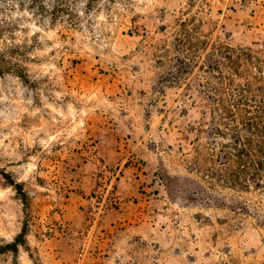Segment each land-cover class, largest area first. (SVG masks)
Listing matches in <instances>:
<instances>
[{
    "label": "rangeland",
    "instance_id": "1",
    "mask_svg": "<svg viewBox=\"0 0 264 264\" xmlns=\"http://www.w3.org/2000/svg\"><path fill=\"white\" fill-rule=\"evenodd\" d=\"M244 83L264 0H0V264H264L215 155Z\"/></svg>",
    "mask_w": 264,
    "mask_h": 264
},
{
    "label": "trees",
    "instance_id": "2",
    "mask_svg": "<svg viewBox=\"0 0 264 264\" xmlns=\"http://www.w3.org/2000/svg\"><path fill=\"white\" fill-rule=\"evenodd\" d=\"M225 57L231 64L236 61L231 52ZM232 89L238 97L231 107H224L230 117H218L219 125L230 132V139L215 154L222 163L220 177L245 187L247 181L243 177L256 178L261 186L264 183V89L257 86L259 98L255 94L247 96L251 92L250 83L235 84ZM219 125L214 126L215 132L224 137L227 133Z\"/></svg>",
    "mask_w": 264,
    "mask_h": 264
}]
</instances>
